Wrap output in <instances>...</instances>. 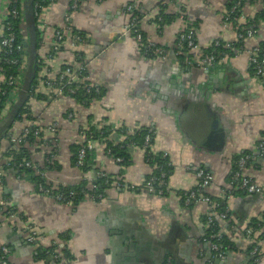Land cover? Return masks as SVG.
I'll list each match as a JSON object with an SVG mask.
<instances>
[{
	"label": "crops",
	"instance_id": "obj_1",
	"mask_svg": "<svg viewBox=\"0 0 264 264\" xmlns=\"http://www.w3.org/2000/svg\"><path fill=\"white\" fill-rule=\"evenodd\" d=\"M243 2L240 16L226 27L222 22L229 12L226 0H82L70 14L81 41L67 34L58 50L53 49L55 34L65 29L70 0H55L43 8L39 20L31 16V22L25 19L22 5L19 32L28 56L22 55L21 86L10 100L15 106L22 87L29 86L34 62L40 97L28 99L30 119L12 125L10 142L17 145L12 140L32 125L44 130L54 126L56 132L45 130L41 135L47 144L39 143V137L35 145L27 146L33 164L41 168L49 164L44 179L52 190L84 180L89 184L98 172L112 180L122 178L138 190L109 187L100 203L62 204L41 195L29 175L20 178L12 170L1 171L0 250L8 249L7 264H55L51 257L61 255V249L69 256L62 264H264V162L258 157L248 163L244 174L260 193L232 192L226 219L205 204H182L184 195L198 184V169L211 177L204 193L214 202L220 199L228 190L236 160L255 152L263 138L264 84L250 71L248 51L264 44V20L259 18L264 3ZM131 4L135 8L128 12ZM10 5L11 0H0V38ZM160 10L169 16L164 25L155 20ZM256 18L254 37L235 47L236 28ZM132 19L138 32L155 46L172 48L177 35L189 26L196 30L198 50L220 40L234 45L232 55L211 65L212 74H206L208 69L184 67L172 57L148 59L125 32ZM198 50L192 52L193 60ZM76 58L89 82L102 93L85 106L69 96L54 95L44 85ZM9 108L5 107L0 121V137L9 126ZM104 126L125 127L130 133L153 130L152 152L166 154L172 166L165 196L143 190L156 167L145 162L139 147L129 149V164L122 168L105 153L104 141L94 142L92 169L83 174L73 166V148L81 146L84 133ZM125 138L113 135L111 139ZM9 148L8 140L0 142V166L10 160L3 157ZM207 216H216L217 233L234 245L222 260L211 253ZM251 222L257 223L256 229L249 227ZM27 224L37 233L33 243L22 232ZM247 230H251L249 237ZM55 246L50 260L39 256ZM251 247L258 250L256 262L248 254Z\"/></svg>",
	"mask_w": 264,
	"mask_h": 264
},
{
	"label": "built area",
	"instance_id": "obj_2",
	"mask_svg": "<svg viewBox=\"0 0 264 264\" xmlns=\"http://www.w3.org/2000/svg\"><path fill=\"white\" fill-rule=\"evenodd\" d=\"M18 1L21 0H11V5L10 8L6 14L4 24H3V33L0 38V51H1V56L2 60L5 65H13L16 66L19 64L17 59H14L12 55L14 53H18L21 50V47L19 45H16L15 40V34H14V29L12 27V23L18 20L20 18V14L22 12V3L21 5L17 6ZM81 0H70V6H69V11L64 15V22H65V29L64 31H57L55 34V42L53 43V49L58 50V48L62 45L64 42V39L67 34H70L75 41L80 42L81 37L78 36L74 32V27L71 23L70 19V14L74 11H76L79 7ZM97 2H101L103 0H96ZM228 4L231 5L229 8V12L225 17H223L222 22L225 24L227 27L231 23H233L237 18H232V14H234L237 11H240L243 7V0H226ZM38 6H35V13L34 16L36 20H39L41 18V11L43 8L38 11ZM135 6L133 4L129 5L127 7V11L131 12ZM240 16V15H239ZM157 21H161V17H157ZM136 27V21L135 19H132L131 23L128 24L125 28V32L127 34L134 33L135 41L137 42L139 50L141 48H144L146 51L147 50H152V54L154 55V59H167L169 57H172L176 62H179L177 59V56L180 55V48H186L185 54H192V52H196L199 47L196 42V30L193 27L186 26L182 32H180L175 40L174 46L172 48H158L154 49V44L149 42L147 40L146 48L142 47L141 43V34L138 32ZM237 31L239 27L236 28ZM243 31V29H242ZM245 34L242 35L241 31H238V39L244 41L247 38H252L254 37L256 31L254 25H250L249 27L244 29ZM125 34V33H124ZM215 45L217 46L218 43L217 41L214 42ZM225 47H229V44H225ZM178 48V49H177ZM154 49V50H153ZM177 49V51H174ZM199 53L197 55V59H186V64L192 65V63L197 64V68H202L204 70H207L211 65L214 64V56L213 55H205L202 56V52L198 50ZM192 56V55H191ZM79 61V59H78ZM248 62H249V68L253 70L254 76L258 80H262L264 84V46L259 47L258 45L253 47L248 51ZM21 68V67H20ZM21 70V69H20ZM19 70V71H20ZM21 81H22V72L18 73L17 76H5L4 74L1 75L0 77V84H6L8 86H11V92H9V100L6 104V107H9L12 105V100L13 96L16 93V91L20 88L21 86ZM44 85L48 87L50 90H52L55 94L54 95H62L65 96V93L69 94H75L77 91H82L84 92L85 95H95L98 96L100 95V88L97 86L93 85L92 83L89 82L88 78L85 76V67L83 65H79L77 62H72L70 64H67L61 71L57 73V76L54 79L47 80ZM15 92V93H14ZM12 99V100H10ZM94 100V99H93ZM91 103V102H90ZM49 133H54L56 132V129L54 126L47 127L45 129ZM44 129H41L35 125H32L28 128H25L22 131V134L17 138L12 140V142H21L24 140V138H27L28 136L39 138ZM126 134H133V132H129L126 130ZM154 134L152 129H149L147 132V135L144 138V145L143 149H148L151 147L150 142H151V137L150 135ZM43 142V141H42ZM120 142L119 139H115V143ZM42 144H47V142L44 140ZM94 146L93 143V132L91 130H87L84 133L83 137V145L78 151L77 155V161H76V167L79 168L83 164L84 156L86 155V152L89 150H92ZM151 149V148H150ZM150 153V152H149ZM158 156L157 158H161V160L164 161L165 166L170 167L171 162L170 160H166L167 155L166 154H161V155H155ZM255 158H259L264 162V136L257 145V149L255 152H251L250 154H246L243 157L239 158V160L236 163L234 171L231 173L228 181V190L223 191L221 199V205L222 204H227L228 199L232 195L231 193L238 190V191H243L244 193L247 194H259L260 193V188L254 183L253 179L246 176L244 174L245 167L247 166V163L250 162ZM115 161L117 163L122 162L121 158H116ZM9 164H7L8 166ZM22 164L18 165L19 167L22 166ZM24 167L31 168L34 171L35 175H40L42 179H44V174L43 172L40 171V169L36 166L33 165L31 162H25ZM196 178L198 180L197 186L188 191L185 194L184 198V206H188L190 204L194 203H202L205 204L209 207L210 211L215 212V210L220 206V204H216L213 200L210 199L209 196H207L204 191L205 189L209 186L211 177L210 175L204 170V169H198L196 172ZM101 178L103 180V183L105 185L110 184L109 186L111 188H114L115 190H132L136 188L135 186L129 185L125 183L124 179L119 178L114 181L110 177L104 174V172H98L96 174V177L93 181H91L88 184V190L92 191L91 193H86L84 190H82L83 194V200L82 201H90L93 202L94 199L100 200L102 202L105 198L102 194L95 193L97 191V186L95 185V181ZM123 180V182L121 181ZM156 187H159V190H156ZM37 191L41 195H45L47 197H50L54 199L57 202H60L62 204H71L69 199L71 197H75L78 195L77 192H70L68 195H64L63 193H60L59 191L57 194H52L51 195V190L52 187L49 189L48 187H45L43 184L39 183L36 185ZM138 190V189H136ZM143 190L149 194L157 195V196H162L163 192H168V181H167V176L166 172L162 169L159 168L158 170V175H150L148 178H146L144 184H143ZM228 208L226 207L225 210L221 213H217L218 217L222 220L227 218L228 215ZM7 214V213H6ZM206 223L208 226V241L210 242V250L213 252V258H218L222 260L226 254L224 251L221 250V247L216 243L220 239V235L214 231L215 226L213 223V219L211 216H207L206 218ZM24 234L27 235V242L33 243L36 238H37V233L35 229L31 225H26L24 229L22 230ZM246 235L249 237L251 235V230L246 231ZM257 248L253 247V249L249 252V256L254 262L257 261L256 256H257ZM7 256H8V249L6 247H2L0 250V264H7ZM63 263L65 261L63 260Z\"/></svg>",
	"mask_w": 264,
	"mask_h": 264
},
{
	"label": "trees",
	"instance_id": "obj_3",
	"mask_svg": "<svg viewBox=\"0 0 264 264\" xmlns=\"http://www.w3.org/2000/svg\"><path fill=\"white\" fill-rule=\"evenodd\" d=\"M55 0H31L32 3V9H31V15L33 16L34 20L36 21V18L34 16L35 13V6H38V11H40L41 8H45L46 6H48L50 3L54 2ZM82 1V0H81ZM264 3V0H262ZM25 5L26 4V0H21L18 1L17 6L19 5ZM228 5V11L229 8L231 7L230 4ZM264 13V11H263ZM240 15V11L235 12L234 14H232V18H237V16ZM157 17H161V21H158V24L164 25L165 23H167L169 21V16L167 14H164V12L162 10L159 11L158 15L155 17V20H157ZM259 18H261L262 20H264V14H260ZM22 12L20 14V18H18V20H16L15 22L12 23V27L14 29V34L16 37L15 43L16 45H19L21 47L20 52L18 53H14L12 55V57L14 59H17L19 64L16 66L13 65H5L3 60H2V56H0L1 59V72L2 74H4L5 76H17L18 73L23 72L22 70H20V66L21 64L24 63L23 61V56L21 55L22 49H23V45H22V37L20 35L19 32V26L21 25V21H22ZM257 20V18L255 20L250 21L249 23H247L244 26L239 27L238 31H241V34L244 35V29L249 27L250 25H254L255 27V21ZM138 29V28H135ZM243 29V31H242ZM76 33V31H74ZM77 34V33H76ZM141 34V43H142V47L146 48V44H147V40L145 39L144 34ZM131 35L133 36V38L135 37L134 33L131 32ZM242 40L238 39L237 45H235V47H239L240 45H242ZM218 45L216 46L215 43L213 42L208 48L205 49H201L202 52V56L205 55H213L214 56V63H217L222 57L225 56H230L232 55V53H230L229 51H231V48L234 47V45H230L229 47H225V43L223 41H217ZM259 47L264 46V44H260L258 45ZM158 48H163L160 46H154V49H158ZM153 49V50H154ZM178 49V48H177ZM177 49H175L174 51H177ZM142 52V54L148 58V59H154V55L152 54V50H145L144 48H141L140 50ZM186 48H180V55L177 56V59L179 60L180 64L184 67H197L196 63H192V65H188L186 64V59H192V56L190 54H185L186 52ZM25 65V64H24ZM26 66V65H25ZM25 69V68H24ZM20 70V71H19ZM39 69L37 68V64L36 62H34V66H33V70H32V76L30 77L29 82V86H28V92L26 93L24 102L21 106L16 107L13 105H10L9 107V114H6V116L12 114V118L9 120V126L5 129V131L2 133L1 137H0V142L2 140H8L9 144H10V148L8 149V151L4 154V158L5 159H10L7 163H5L4 165L0 166V185H2L3 183V176H2V172L1 171H7V170H12L13 172H15L17 177H23V175H29L31 177V179L34 181V183L36 185H38L39 183L43 184L45 187H48L49 189L51 188V186L45 181V179H42V177L40 175H35L34 171L31 168H27L24 167L25 162H31L30 160V152L28 150L27 146H32L36 144V141L38 138L35 137H31L28 136L27 138H24L23 141L19 142L17 145H14L10 142V138L8 135V133L10 132L12 125L17 123V122H21L23 119L29 118V111H28V107H27V102L28 99H30L31 97L34 98H38L40 96H38V94L36 93V87H37V82H36V75H37V71ZM250 71L253 74V70L250 68ZM24 73V72H23ZM262 81V80H259ZM9 92H11V86H8L6 84H0V121L2 119L6 104L8 102V98H9ZM101 90H100V95L95 96V95H85L84 92L82 91H77L75 94H69V93H65V96H69L70 98H72L77 104L80 105H88L90 104V102L93 101V99H99L101 97ZM8 110V109H7ZM7 116V117H8ZM90 130L93 132V143L94 142H98V141H104L105 144V153L112 157L113 159L116 158H121L122 162L118 163L119 166H121L122 168H125L128 166L129 164V159H130V150L133 147H139L143 149V143H144V138L147 135V132L149 129H142L139 131H135L133 134H126V128L125 127H121L118 130H112L111 128L104 126L101 128H90ZM126 136L125 139H123L120 142L115 143V140H112V136ZM264 136V133L262 134ZM151 137V142L150 145L152 143V138H153V134L150 135ZM39 143H43L42 142V137L40 136V141ZM49 144V143H48ZM83 145V143L81 144V146ZM81 146H78L77 148H73V155L71 157V161L73 166L76 165V161H77V155H78V151L81 148ZM144 151V160L145 162L151 164V165H155L156 169L153 171L152 175H158V170L159 168H162L165 172H166V176H167V181H168V175L170 174L171 170H172V166L167 167L164 164V161L161 160V158H157L158 156H155V154L152 152V150L150 148L148 149H143ZM93 152H94V146L92 148V150H89L86 152V155L84 156V160H83V164L81 166L76 167L77 169L81 170L83 174H86L88 171H90L92 169V162H91V158L93 156ZM150 152V153H149ZM246 153V154H250ZM244 154V155H246ZM244 155L240 156L239 158L243 157ZM239 158L236 160L235 162V166L237 161L239 160ZM169 158L167 157L166 160H168ZM251 162V161H250ZM248 162V163H250ZM22 166H18L20 164H22ZM32 163V162H31ZM247 163V165H248ZM7 164H9L7 166ZM33 164V163H32ZM36 165V164H33ZM37 166V165H36ZM41 172L45 173L47 171V169H49V164L45 165V167L41 168L39 166H37ZM235 169V167H234ZM234 171V170H233ZM109 177V176H108ZM148 178V177H147ZM114 181V180H112ZM123 182V180H121ZM229 181V178H228ZM124 183V182H123ZM126 183V182H125ZM95 185L97 186V191L94 192L95 193H99L102 194L105 198V192L106 190L110 187L108 185H105L103 183V180L101 178H98L95 181ZM62 188V189H61ZM61 189V190H60ZM51 190V189H50ZM60 190V191H59ZM82 190H84L86 193H91L92 191L88 190V184L87 181H81L78 185L75 186H61L58 187L57 190H51V195L53 194H57V193H63L64 195H68L70 192H77L78 195L75 197H71L69 199L68 202L72 203V204H77L79 202H82L83 200V194H82ZM136 188L132 189V190H128V191H135ZM156 190H159V187H156ZM59 191V192H58ZM243 192V191H241ZM167 194V192H163L162 196H165ZM185 198V195H184ZM184 198H183V202L182 204L184 205ZM94 203H100V200H93ZM216 204H220V206L216 209V213H221L225 210L226 208V204H222L221 205V199H218L215 201ZM10 209V208H9ZM213 223L215 226L214 231H218L219 227H218V221L216 219V216L213 217ZM249 227H254L255 229L257 228V223L253 224V222H251L249 224ZM220 247L221 250L225 252V254L234 249V245L232 242H230L226 237H220V239L218 240V242H216ZM57 249L56 246L51 248V249H47L46 251L42 252L41 254H39V256H41V258L45 259H49V254L51 253V251ZM253 249V247L250 248L249 252ZM61 255H52L51 257V261H53L55 264H62L63 260L68 261V254L66 253L67 251L65 249H61L60 250ZM248 252V254H249ZM213 255V252H211ZM259 256L257 254L256 259H258ZM251 262H254V260L251 259Z\"/></svg>",
	"mask_w": 264,
	"mask_h": 264
},
{
	"label": "water",
	"instance_id": "obj_4",
	"mask_svg": "<svg viewBox=\"0 0 264 264\" xmlns=\"http://www.w3.org/2000/svg\"><path fill=\"white\" fill-rule=\"evenodd\" d=\"M32 9V3H31V0H26V4L24 5V8H23V10H24V17H25V19H27V22H31L32 21V18H31V14H29L28 13V10H31ZM21 55H24V56H28V52H26V49H23V51H22V54ZM32 60H31V58H29V61H28V65H31V62ZM215 64H213V66H214ZM206 72V74L207 73H210V74H212L213 73V70H212V68H208V70L207 71H205ZM29 78V76L27 75L26 76V78ZM27 81V80H26ZM27 90H28V83H26L23 87H22V90H21V93H20V98H19V100H18V102H17V104H16V107H18V106H21L22 104H23V102H24V99H25V93L27 92ZM12 118V114H10L9 116H8V119L10 120ZM8 126V125H7Z\"/></svg>",
	"mask_w": 264,
	"mask_h": 264
}]
</instances>
